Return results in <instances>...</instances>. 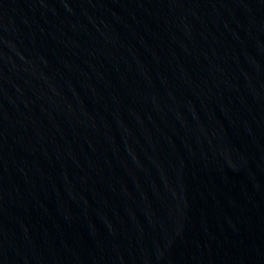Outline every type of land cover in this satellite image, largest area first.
Segmentation results:
<instances>
[{"label": "water", "instance_id": "1", "mask_svg": "<svg viewBox=\"0 0 264 264\" xmlns=\"http://www.w3.org/2000/svg\"><path fill=\"white\" fill-rule=\"evenodd\" d=\"M0 264H264V0H0Z\"/></svg>", "mask_w": 264, "mask_h": 264}]
</instances>
